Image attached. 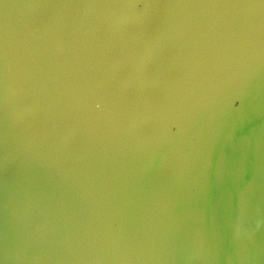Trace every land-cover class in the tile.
<instances>
[{
	"label": "water",
	"instance_id": "obj_1",
	"mask_svg": "<svg viewBox=\"0 0 264 264\" xmlns=\"http://www.w3.org/2000/svg\"><path fill=\"white\" fill-rule=\"evenodd\" d=\"M0 264H264V0H0Z\"/></svg>",
	"mask_w": 264,
	"mask_h": 264
},
{
	"label": "snow or ice",
	"instance_id": "obj_2",
	"mask_svg": "<svg viewBox=\"0 0 264 264\" xmlns=\"http://www.w3.org/2000/svg\"><path fill=\"white\" fill-rule=\"evenodd\" d=\"M237 107H238V105H237Z\"/></svg>",
	"mask_w": 264,
	"mask_h": 264
}]
</instances>
